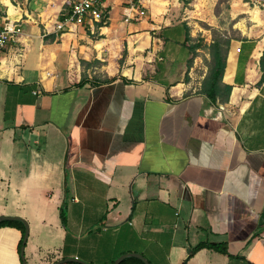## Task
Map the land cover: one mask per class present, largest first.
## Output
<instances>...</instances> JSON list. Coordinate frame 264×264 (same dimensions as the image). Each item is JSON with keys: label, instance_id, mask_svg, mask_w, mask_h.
<instances>
[{"label": "crops", "instance_id": "1", "mask_svg": "<svg viewBox=\"0 0 264 264\" xmlns=\"http://www.w3.org/2000/svg\"><path fill=\"white\" fill-rule=\"evenodd\" d=\"M67 3L0 0L23 28L0 51V216L27 222L26 263L264 264V10L149 0L128 22L101 0L107 24L58 31ZM212 30L230 39L215 101ZM20 228L0 227V264H23Z\"/></svg>", "mask_w": 264, "mask_h": 264}, {"label": "built area", "instance_id": "2", "mask_svg": "<svg viewBox=\"0 0 264 264\" xmlns=\"http://www.w3.org/2000/svg\"><path fill=\"white\" fill-rule=\"evenodd\" d=\"M149 0H124L125 21H132L147 14ZM253 7L264 10V0H246ZM70 8L63 19L56 23V29L64 31L72 26L101 22L107 24L110 17L107 6L101 0H68ZM23 35L21 21L11 19L0 10V51L9 44L18 42Z\"/></svg>", "mask_w": 264, "mask_h": 264}, {"label": "trees", "instance_id": "3", "mask_svg": "<svg viewBox=\"0 0 264 264\" xmlns=\"http://www.w3.org/2000/svg\"><path fill=\"white\" fill-rule=\"evenodd\" d=\"M212 32H213L214 42L211 45L207 46L210 56H211V60L208 64L209 70H208L207 76L204 79L202 91L205 92L211 98V100L215 101L217 99L219 87L222 82V76H223L225 65H226V57H227L228 47L230 44V39L222 36L220 33H217V31L215 30H212ZM187 37H188L187 38L188 41L192 40V38L189 35ZM200 46L201 44H192L190 46L194 55L196 53V49ZM126 53H127L126 48H123L119 56L120 58L118 60L119 66L123 64ZM262 67L264 70V57L262 60ZM231 88L232 86L230 84H225V92H227V94L230 92ZM60 216H61L62 224L66 226L67 219H66V213H65V205H62L60 209ZM16 222L21 224L20 230L22 232V238L19 244V249L21 250L23 246V240H24V234H25V225L20 221H2L0 222V227L13 225ZM204 246H205L204 244H200L196 246L193 252L197 251L198 249ZM212 247L218 249V251L220 252H223V253L226 252L225 246L214 245ZM132 260L136 262L137 264H144L143 261H141L138 258H128V259L123 260L120 264H128Z\"/></svg>", "mask_w": 264, "mask_h": 264}, {"label": "water", "instance_id": "4", "mask_svg": "<svg viewBox=\"0 0 264 264\" xmlns=\"http://www.w3.org/2000/svg\"><path fill=\"white\" fill-rule=\"evenodd\" d=\"M6 220H19V221H22L25 225V234H24L23 246L21 248V257L23 260V264H27L26 260L24 258V245L26 244V241L28 238V232H29L28 224L26 221H24L19 216H0V222L6 221ZM127 257H136V258H139L140 260H142L144 262V264H150L149 261L143 255L137 254V253H130V254L122 255L119 258H117L112 264H120ZM70 262H75V263H80V264H89V263L84 262L83 260H80L78 258H65L62 260H58L52 264H64V263H70Z\"/></svg>", "mask_w": 264, "mask_h": 264}, {"label": "rangeland", "instance_id": "5", "mask_svg": "<svg viewBox=\"0 0 264 264\" xmlns=\"http://www.w3.org/2000/svg\"><path fill=\"white\" fill-rule=\"evenodd\" d=\"M67 2H68V0H67ZM68 5H69V2L67 3ZM252 6V5H251ZM253 7V6H252ZM219 9H221L220 11H221V15H220V23L222 24V27L223 28H226L227 30H229V28H230V26H229V20H228V17H227V15L225 14V10H224V8L223 7H217V9L216 10H219ZM209 33H207L206 34V36L208 35ZM200 38V37H199Z\"/></svg>", "mask_w": 264, "mask_h": 264}]
</instances>
